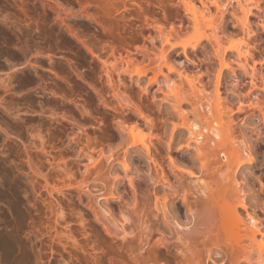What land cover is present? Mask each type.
Segmentation results:
<instances>
[{
	"label": "bare ground",
	"instance_id": "1",
	"mask_svg": "<svg viewBox=\"0 0 264 264\" xmlns=\"http://www.w3.org/2000/svg\"><path fill=\"white\" fill-rule=\"evenodd\" d=\"M25 2L21 4L23 8L20 4L17 6L22 11L27 10L24 9L27 5L24 4ZM77 2L82 4V0ZM1 3L4 2L1 1ZM42 5L48 11L57 12L59 16H62L63 10L54 5L51 0H43ZM263 6L264 0H84V31L94 29L95 32H101L100 35L107 36L112 42L113 55L120 57V61L115 64L101 58L99 72L101 70L102 75L98 74V76L90 70L92 66L86 67L88 62L85 63L84 58V74L80 76L83 78L84 75L82 79L84 84L81 83L84 86L81 85V88H84V102L87 108V111L86 109L84 111L90 113V116L84 117V126L91 127L94 142L90 144L94 146L104 144L107 140L113 142L118 136H125L128 142L121 152L117 151L115 154L98 159L89 150L90 148L87 149L88 147L76 150V145L79 144L78 137L68 135L67 139H64L58 128L52 131L53 139L55 143L61 144V149L74 153L73 158L79 160L84 156L88 161V163L75 161L74 164H68L66 169L72 175L71 177L86 174L83 177L87 179L88 175L95 176L94 179L102 182L110 194L109 197L102 193L96 195V191L85 181H82L76 189H60L47 194V202L49 201L48 204H51L53 208L50 210L55 215L54 226L51 227L55 233L49 237L48 244L51 255L56 258L57 263L62 260L64 264H104L101 256L89 248L87 234L93 228L87 227L86 221L93 215V219L97 223H102L108 235L106 247L108 246V255L114 258L112 264H264V199L257 200L254 209L248 210L247 183L245 182L247 177L245 172L251 171L254 163L261 157V163L264 165V152L256 148L248 133L251 130L252 118H257L264 125L262 70L264 61H261L264 59V52L261 54L256 51L257 40H259L257 31L261 28L264 32V14L259 13V10L264 9ZM89 7H95V12H89ZM158 9L162 10V13ZM256 10L259 11L257 14L259 16L256 20H252L251 16L257 13ZM29 13V10L26 11L24 17ZM63 17L64 15L62 19ZM229 21L234 23L232 29L230 25L228 26ZM152 29L157 32L156 36L160 40V45L154 44L153 48H150L146 32ZM74 30L70 28L71 35L79 37L80 35ZM80 38L86 49L97 56L93 50L94 47L92 48L88 43V39L82 36ZM72 41L68 40L67 43L71 46L74 44ZM202 45L204 47V50H201L202 53L210 52L208 54L212 55L216 62V67L212 76L208 77L207 83H204L202 78L204 72L199 64L202 60L197 52ZM177 49H181L184 54V65H179V60L173 55ZM10 58H7L9 62L13 59ZM7 63L6 61L5 65ZM10 64L13 63L10 62ZM14 65L11 67L13 68ZM34 65L37 66L36 63ZM165 68L167 72H164ZM51 71L54 72L52 69ZM238 71H240L239 74ZM173 72L177 74L179 80L181 79L180 84L172 78ZM7 74L8 77L9 71ZM54 74L58 76L56 72ZM125 74L129 75V79L133 81L134 76L138 77V86L144 94L140 93L136 96L133 93L127 86ZM160 75H165V78L154 90L162 93L160 100L170 104L166 112L153 110V101L151 102L150 99L156 97L155 91H150L151 98L148 96L149 88L143 87L140 83L144 76L148 77L147 83H158ZM228 76L233 80L231 82L233 91L229 90L231 93L222 91L223 83ZM239 78H243L244 83L247 84L246 92L237 90L238 83L235 82ZM6 82L2 81V84ZM4 86L7 88L9 85ZM10 86L8 91L6 90L8 93H12ZM23 88L26 93V87ZM28 88L30 89L28 86L26 90H29ZM253 91L262 92L260 94L262 97ZM231 95L238 97V105L233 102L234 97L232 101ZM185 104H188L189 108H186ZM149 112H152L154 116H151ZM1 114L2 112L0 113V154L11 156L15 153L16 157L21 159L18 163L21 170L25 167H35L33 160L36 157L39 159L40 155L36 152L37 148L33 146L35 142L32 143L30 140L31 145L23 142L20 137L23 136L21 135L22 127L19 128L21 125L9 122L6 115ZM39 114L43 115L41 112ZM170 116L178 118L173 127L176 130H173L172 138L175 137L178 128L185 131L183 132L186 133L185 146L194 149L195 158L201 165V170L198 168L200 173H196L193 168L192 170L183 166L179 168L178 162L176 163V160L171 157L173 167H178L174 168L178 185L172 183L170 173L156 145L152 141L145 142L139 139L140 135L135 133L136 129L139 130V126L142 127L145 124L152 125L151 127L159 132L160 127L157 125L159 120ZM59 122H61L60 119ZM128 123H131V129L124 130L123 126H127ZM117 126L122 127L120 130L123 129V132H118ZM255 128L257 131L258 127L255 126ZM16 139L21 141L18 142ZM104 139L107 140L103 143ZM13 142H16V150L12 146ZM42 151L47 154L44 148ZM133 152H140L139 158L144 157L143 153L149 158L152 189L147 185L148 191L145 190L146 193L139 199L140 195L137 194L140 193L136 192L137 189L135 191V187L138 188L139 184L135 186V180L130 179L128 189L131 193L134 191L133 194L137 193L134 195L137 203L131 206L127 197L123 198L122 195L119 197L124 203L121 209L126 212L122 214L127 215L125 220L120 221L115 218L108 199L113 197L117 181L128 173L129 160L131 161ZM33 154L36 155L34 159ZM39 161L41 163L40 159ZM116 164L121 165L120 173L122 171V174L119 173L114 179L111 174ZM243 175L246 176L243 177ZM256 175L260 188L264 192V179L262 175ZM182 179L190 181L187 186L192 190L191 194L181 195L179 189L180 186L183 187V184L180 185ZM35 182V185L31 184L40 190L39 182L37 180ZM159 186H163L165 190L173 189L175 199L181 197V204L172 202L169 205L167 195L164 198L162 196L163 199L158 195L162 192V189L158 191ZM218 197L223 198L222 201H217ZM215 201L220 202L221 206H218ZM216 203L219 208L227 206L226 210L218 213H221L220 217L214 214L216 212L211 213L217 207H214ZM183 207L187 209L188 214L183 212ZM126 221L133 223L131 229L129 226L131 223L128 225L129 230ZM221 223H225L226 227H221L225 225ZM4 224V221L0 219V227L2 225L4 227ZM60 224L63 229H59ZM161 227H165V230ZM59 233H64L68 239H74L76 234H79L82 239L78 240V243L86 248L88 257L79 256L69 250L68 243L55 238ZM19 251L16 242H9L0 237V264H23L26 256Z\"/></svg>",
	"mask_w": 264,
	"mask_h": 264
},
{
	"label": "rangeland",
	"instance_id": "2",
	"mask_svg": "<svg viewBox=\"0 0 264 264\" xmlns=\"http://www.w3.org/2000/svg\"><path fill=\"white\" fill-rule=\"evenodd\" d=\"M1 1L4 3H1ZM23 1H26L24 4H27L25 5L24 9H27L26 11L29 10L30 12L29 14H27L28 17L27 16L24 17L26 13L25 10L24 13V11H22L21 8L17 7L19 6L18 4L21 5ZM23 1L21 0L20 2V0H0V45H1L0 46L1 47L0 48V58H1L0 59V66H1L0 67V102L3 100L1 102L2 106L0 104V111L2 112L1 115L4 116L6 115V118H8L9 122L12 123L16 122L21 125V126L19 125L20 126L19 128L21 129L22 127L21 130L23 134L21 135L23 136L20 137H22L23 142L25 141L27 144L30 143L29 145H31V141L32 143L35 142L33 143V146L37 148L38 151L36 152L40 154L39 159L41 160V163H39L40 161L37 157L36 159H34V156L36 155L33 154V159H34L33 164H35V167L32 168L25 167L23 170H21V167L18 166V163L19 161H21V159L16 157L14 151H13L14 153L13 155L10 153L11 156L0 154V217H1L0 219H2L5 223L4 227L3 225L0 227V237L3 240H7L9 242H16L18 244L20 250L19 252L21 253L23 252L24 256H26L25 257L26 259L24 260L25 262H23V264H64L62 260H60L61 262L59 261L60 263L59 262L57 263L55 260L56 258H54V256L51 255L49 249V244H48L49 237L55 233L54 230L51 228L54 226L55 215L50 210L53 208L51 204H48L50 202L49 201L47 202L48 199L47 194L52 192H57V190L60 189L61 190H65L66 188L76 189L78 185L82 184L81 183L82 181L87 182L88 186H90L94 191H96L95 192L96 195L102 193L109 197L110 194L108 193L109 191H107V189L105 188L102 182H100L97 179H94L95 176L88 175V178L85 179V177L83 176H86V174L84 173L85 175L80 174L78 176L71 177L72 175L69 174L66 169L71 163L74 164L75 161H83L88 163V161L86 158H84V156L82 158H79V160L73 158L72 154L74 153L71 154V152L61 149L60 148L61 144H58L57 142L55 143L53 139L52 131L58 128L57 130L61 132V135L62 137H64V139L65 138L67 139L68 135H74L75 137H78L79 144L76 145V150L82 147H85V149L88 147L87 149L90 148L89 150L92 152V154H94L95 158L98 159L102 158L103 156H109L111 154H115L117 151L121 152L125 144L128 142L125 136H120V137L118 136V138L113 142L104 139L103 143L106 140L107 141L104 144H98V145L96 144L97 146H94V144H90L94 142L93 141L94 136H92L91 134L92 132L91 127L84 126V117L90 116L89 115L90 113L89 112L85 113L84 111L85 109L87 111L84 102L85 101L84 88H81L82 86H84L82 85L84 84V82H82L84 81L82 80L84 78V75L83 78H80V76L84 74V58L86 59L85 63L88 62L86 67L88 68L89 66H92L90 67V70L98 76V74L102 75L101 70H100L101 73L99 72V66L100 64H102L101 58L103 60L106 59L108 63L115 64L116 62L120 61V57L118 55H113L112 42L111 40H109L107 36L100 35L102 33L98 31L95 32L94 29L90 31H84V22H85L84 12H83L84 0H82V4L78 3L77 0H51V2L54 3V5L59 6L60 9L63 10L62 16L64 15L63 17L64 19H62V16H59L57 12L52 13L48 11L46 8H44L45 6L42 5L43 0H28V2L27 0H23ZM94 8L95 7H89L88 11L94 13L96 10V9L94 10ZM158 10L162 13V10L160 9ZM256 11L257 13L251 16L252 20H256L258 18L259 15L257 14L259 11H260L259 12L260 15H262L261 13L264 14L263 8L259 11L258 10ZM30 17H32L33 19ZM61 19L63 22L60 21ZM29 20H31V22H29ZM233 24L234 23L232 21L228 22V26L230 25L229 27L231 29L234 27ZM34 25H36L37 27ZM70 28L72 29L74 28L75 29L74 31H76L80 36L75 37L73 34L71 35ZM146 34L149 37L148 45L150 46V48H153L154 44L160 45V40L157 38L156 36L157 32H155V30L153 29L149 30L146 32ZM257 34H258L257 38L259 40H257L258 47L256 48L258 49H256V51H259L261 52V54H263L264 52L263 29L260 28L257 31ZM81 36L82 38L84 37L85 39H88V43L91 44L92 48L94 47L93 50L95 53H97V56L90 53L83 45V43H81V38H80ZM68 40L70 42L73 40L72 42L74 44L72 45L74 46L72 45L70 46L67 43ZM82 41L84 40L82 39ZM205 43L206 42H204V44ZM203 48L204 47L202 45L201 47H199L197 52L200 54L202 60V63H199L200 66L202 67L201 70H203L204 72L202 78H204V83H207L208 79L213 74V70L216 67V62L214 58L211 57L212 55L208 54L210 52L204 51L203 53H205L206 55L202 53L201 50H204ZM8 49L10 50L8 51ZM173 55L176 56V58L179 60L178 61L180 63V64L178 63L179 65L185 64L184 54H182L181 49H177V51H175ZM2 56H4L5 59L7 58L9 59L10 56H12L10 59L12 58L13 59L10 62L13 64H10L9 60L7 59L6 61L8 63L7 65H5L6 61H4L5 59ZM261 61L263 62L264 59ZM14 63L16 66L14 65ZM35 63L37 64V66L34 65ZM12 65H14L13 68L11 67ZM14 68H16L15 69L16 71L14 70ZM71 68L72 70H70ZM51 69L54 70V72H56L58 76L55 75L54 72L51 71ZM262 70L264 76V67ZM5 71L6 73H4ZM8 71H9V76L7 77ZM164 72H167L166 68L164 69ZM239 73L240 71H238V74ZM10 74L14 76H11ZM150 74L152 75V73ZM130 75L132 76V73ZM4 76L6 77L4 78ZM164 76L165 75H160L158 83H152V84L147 83L148 77L146 76L142 77L140 83L142 84L143 87L149 88L148 96L150 95L152 96V93H150V91H155L154 89L158 88V85H160L159 82H162V80L165 78ZM171 76L172 78L175 79V81L178 84H180L181 79L179 80L177 78L178 76L175 72L171 73ZM197 76L198 78H201L199 75ZM125 77H126V81L128 82L127 86L130 89H132L133 93L136 96H138L140 93L144 94V91H142L138 86L139 83L137 82V78H138L137 76L133 77L134 81L129 79L130 78L129 75L128 76L126 75ZM6 78L8 80H6ZM31 79L33 80L32 82ZM243 80H244L243 78H239L235 83L236 84L238 83L237 84L238 86H236L237 90L246 92L247 84H245L244 83L245 81ZM2 81L8 82L4 84L6 86L11 85L10 92L12 93L7 92L9 86L6 88L2 84ZM12 81H14L15 83H13ZM231 82H233V80L230 78V76H228L226 81H224L223 83L224 87H222V91H229V90L233 91ZM29 83L31 84L29 85ZM28 86L30 87V89L28 88L29 90H26ZM23 87H26L25 89L26 93L23 91L24 90ZM253 92H257V91H253ZM257 93L258 96L262 97V95H260L262 92L260 93L258 91ZM154 94L156 95V97L150 99L151 102L153 101L152 102L154 105L153 110L154 111L157 110V112L158 110L159 112L160 111L166 112L167 109L170 108V104L159 99L162 97V93H160L158 90L155 91ZM3 95L4 97H2ZM233 97H234V101H233ZM231 98L232 101L236 105H238L237 103L238 97L236 95L233 96L231 95ZM184 106L186 108L187 107L189 108L188 104H185ZM41 110L44 112H42ZM39 112L43 113V115H40ZM149 114L151 116H154L152 112H149ZM63 115L65 116L64 119H63L64 117ZM66 117L70 120L66 119ZM59 119L61 120L62 123L59 122ZM177 121H178L177 116H173V117L170 116L168 118L166 117L163 120H159L157 124L160 127L159 132L155 128L153 129L151 127L152 125L150 124H145V126L142 125V127L139 126L138 127L139 130L138 129H136L137 131L135 130V133L140 135V137H138L137 134H135L139 139L145 142L152 141V143L156 145L158 149V153L164 160L167 166L166 169L168 173H170L169 175L171 177L172 183L175 185H178V182L174 174V170L177 169L178 167H173L171 162V157H173L176 160V163L178 162L177 164H179L178 165L179 168L182 166L183 168L189 170H192L193 168V171H196V173H198L199 169L201 168L199 161H197V159L195 158L194 149L193 148L189 149L186 148L185 146L184 139L186 137V133H183L185 131L178 128L175 137L172 138V132L173 130H176L173 127L175 122L177 123ZM250 121H252V126H250L251 125ZM250 121H249L250 122L249 126L251 130L253 129L254 131L253 130L248 131L250 135L249 137L251 138L252 143L255 144L256 148H258V150H260L261 152H264V125L262 121H259L257 118H252ZM255 126L258 127L257 131H255L257 129L255 128ZM117 127H119L118 132L119 131L123 132L122 131L123 129L120 130L122 127L120 126ZM131 127H132L131 123L130 124L128 123L127 126L125 127L123 126L124 130L125 128H127V130L128 128L131 129ZM180 140L182 141L180 142ZM17 141L20 142L21 140L20 141L17 140ZM15 143L14 142L12 143V146H14V150H16L17 148V146L15 147ZM42 148H44L47 154L43 153ZM135 150L139 151L138 149H134V151ZM139 153L140 152H133L131 161L129 160L130 169L128 173H125L127 175L124 174L122 176L123 178L121 177V180L117 181V185L114 187L115 191L113 190L114 192L112 194L113 197L112 198L110 197L108 199L109 206L114 210L115 218L120 221L125 220V216L127 217V215L125 216L123 215L126 212L124 211L125 212L124 213L121 209L123 207L122 205L123 202H121L122 200L120 201L119 197H121V195L123 196V198L124 196L125 198L127 197L128 201L130 200L129 202L128 201L127 202L130 203L131 206H135L137 200L134 195L139 192L140 194L137 195H140L139 199H141V195L146 193L145 190H147L146 188L147 185L149 186L148 188L152 189L153 181L150 179L149 176L150 173L149 168H151V162L149 161V158L145 153H143L144 154L143 158H139L138 157ZM192 158L195 159L196 161L194 160L193 162ZM261 160L262 157L254 163L255 165L253 166L252 169L253 172L252 170L248 172L246 171L245 173H247V177H245L246 175H243V177H245L246 180L245 182L247 183L246 190L248 196L247 199L248 210L250 211H252L256 206L255 203H257L256 202L257 200L264 199V192H262V189L260 188V184L258 183L257 175H256V174L262 175L261 177L264 179V165H262ZM120 168H121L120 164L115 165L111 174L112 178L116 179V177L120 173L121 170ZM120 174H122V171ZM126 176L128 178H126ZM130 179L135 180L134 181L136 184L135 186H137V183L139 184L137 186L138 188L134 186L135 191L136 189L138 190L136 191L137 193L135 192V194H133L134 191H132L131 193L128 189L130 187V183H129ZM35 180L39 182L38 186L40 190H37L38 188L33 186L35 185L34 183H36ZM182 180L180 185L183 184L182 185L183 187L180 186V189L178 187L179 191L181 190L180 192L181 195L191 194L192 190L189 189L190 187H188L190 181L188 179L186 180L182 179ZM130 189L133 190L132 188ZM159 189H162V192H159L158 195H160L161 198L162 196L164 198V196L167 195L166 198L168 199L169 205H171L172 202L175 204H181V197L175 199L173 189L166 188L165 190L163 189V186H159L158 191ZM126 192H128L127 193L128 196L125 195ZM221 199L223 198L218 197L217 201H222ZM217 203L218 206H221L219 204L220 202ZM217 203L214 205V207L217 206ZM218 206L215 207L214 210L212 209L213 211H211V213L216 212L214 213L216 215L220 211H224L227 209V206H222L220 208ZM182 209L185 214H188L187 209L185 207H183ZM241 210L244 211V209ZM122 215L124 216L123 219H122L123 217ZM218 216L220 217L221 213L218 214ZM93 218L94 216L92 215L86 221L87 224L86 226L93 228V230H89V233L87 234V237L89 238V246H90L89 248L93 252L95 251L94 253H97L99 256H101V259L104 264H112L114 262V258H111V256L108 255L107 253L108 246L106 247L108 235L103 229L102 223L100 222L97 223ZM127 223H128L127 227L129 230V226H131L130 227L131 229L133 223H131V221ZM222 224L225 223H221V225ZM224 226L226 227V224L221 227ZM58 227L59 229H63L62 228L63 226L61 224ZM161 228L165 230V227H161ZM55 238L57 240H61L63 243H68L67 244L68 249L75 252L79 256L82 255H85L84 257L87 256L86 253L87 251H85L86 248L81 247V245L78 243V240L82 239V237L79 236V234H76L74 239H70V238L68 239L67 236L65 237L64 233H59Z\"/></svg>",
	"mask_w": 264,
	"mask_h": 264
}]
</instances>
